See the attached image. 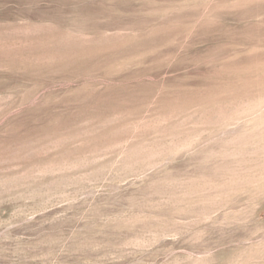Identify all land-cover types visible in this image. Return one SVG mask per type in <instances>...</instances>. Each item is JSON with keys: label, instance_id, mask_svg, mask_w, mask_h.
I'll return each instance as SVG.
<instances>
[{"label": "rangeland", "instance_id": "374dc122", "mask_svg": "<svg viewBox=\"0 0 264 264\" xmlns=\"http://www.w3.org/2000/svg\"><path fill=\"white\" fill-rule=\"evenodd\" d=\"M0 264H264V0H0Z\"/></svg>", "mask_w": 264, "mask_h": 264}]
</instances>
